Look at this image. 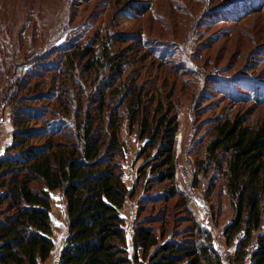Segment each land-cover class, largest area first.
<instances>
[{
	"label": "trees",
	"instance_id": "obj_1",
	"mask_svg": "<svg viewBox=\"0 0 264 264\" xmlns=\"http://www.w3.org/2000/svg\"><path fill=\"white\" fill-rule=\"evenodd\" d=\"M234 2L243 9L240 17L264 9V0ZM80 47L62 53L68 62L57 61L60 54H42L32 58L21 80H1L12 133L0 156V264L47 261L54 191L61 193L67 216L58 264H221L197 216L180 236L167 239L163 224L156 231L154 221L140 219L137 211L129 254L121 211L133 191L122 179L119 109L126 105L128 127L137 125L143 144L138 158L144 164L137 173L145 177L148 170L150 182L167 189L160 198L164 203L180 195L174 188L178 118L171 94L163 99L154 85L136 84L125 75L122 56H112L104 46L98 55L94 44ZM83 60V72L93 73L100 87L94 93L80 83L77 101L68 77ZM56 74L65 78L58 85ZM213 135L206 156L222 171L233 205V217L222 229L225 245L237 240L235 254L245 258L243 245L251 244L249 264H264V124L221 119ZM184 211L192 213L189 207Z\"/></svg>",
	"mask_w": 264,
	"mask_h": 264
},
{
	"label": "rangeland",
	"instance_id": "obj_2",
	"mask_svg": "<svg viewBox=\"0 0 264 264\" xmlns=\"http://www.w3.org/2000/svg\"><path fill=\"white\" fill-rule=\"evenodd\" d=\"M242 15L234 0H0V150L10 144L12 133L1 80H21L32 58L42 54H60L56 60L64 63L70 59L62 53L69 48L94 44L98 55L104 46L112 56H122L125 75L136 84L154 85L161 98L171 94L179 123L174 188L180 195L164 203L160 198L167 189L152 184L148 170L145 177L137 173L144 164L138 158L143 144L137 125L128 127L126 105L119 109L122 179L133 191L121 211L129 254L138 211L140 219L154 221L156 231L163 224L167 239L180 236L197 216L221 264H249L251 244L243 245L245 258L235 254L237 240L225 245L222 229L233 217V205L222 171L206 156L217 120L264 124V9ZM84 62L74 63L68 77L77 101L80 83L94 93L100 87L93 73L83 72ZM63 79L54 76L57 85ZM50 201L53 249L43 264H58L67 216L59 191L50 193Z\"/></svg>",
	"mask_w": 264,
	"mask_h": 264
},
{
	"label": "crops",
	"instance_id": "obj_3",
	"mask_svg": "<svg viewBox=\"0 0 264 264\" xmlns=\"http://www.w3.org/2000/svg\"><path fill=\"white\" fill-rule=\"evenodd\" d=\"M9 144H7L5 147H3L1 150H0V156H2L3 152H4V149L8 146Z\"/></svg>",
	"mask_w": 264,
	"mask_h": 264
}]
</instances>
